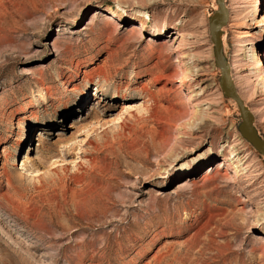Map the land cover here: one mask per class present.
I'll use <instances>...</instances> for the list:
<instances>
[{
  "label": "rangeland",
  "instance_id": "rangeland-1",
  "mask_svg": "<svg viewBox=\"0 0 264 264\" xmlns=\"http://www.w3.org/2000/svg\"><path fill=\"white\" fill-rule=\"evenodd\" d=\"M224 1L264 138V0ZM216 8L0 0V264H264V155L220 85Z\"/></svg>",
  "mask_w": 264,
  "mask_h": 264
},
{
  "label": "water",
  "instance_id": "water-1",
  "mask_svg": "<svg viewBox=\"0 0 264 264\" xmlns=\"http://www.w3.org/2000/svg\"><path fill=\"white\" fill-rule=\"evenodd\" d=\"M217 8L209 17V32L213 42L214 63L220 68V85L227 95L236 101L241 115L240 132L264 155V138L254 125V116L242 97L236 92L230 65L225 60L222 47L221 27L227 22L228 8L224 0H216Z\"/></svg>",
  "mask_w": 264,
  "mask_h": 264
},
{
  "label": "bare ground",
  "instance_id": "bare-ground-1",
  "mask_svg": "<svg viewBox=\"0 0 264 264\" xmlns=\"http://www.w3.org/2000/svg\"><path fill=\"white\" fill-rule=\"evenodd\" d=\"M140 14H142V15H146V16H148L149 17V14L146 12V11H140ZM255 55V54H254ZM188 70H190V69H188ZM192 70V69H191ZM264 70V69H263ZM201 71V68H199V69H197V70H193L192 72H194V74L193 75H200L199 74V72ZM190 72V71H189ZM191 72V73H192ZM172 73V72H171ZM174 74V73H173ZM167 77V76H166ZM234 80V79H233ZM259 83H260V81H259ZM262 84V83H261ZM263 85V84H262ZM261 85V86H262ZM234 86H235V90H236V92L239 94V95H241L242 96V89H241V86H240V83L238 82V81H236V82H234ZM263 87V86H262ZM264 88V87H263ZM262 90V89H261ZM264 90V89H263ZM262 90V91H263ZM226 94V93H225ZM227 95V94H226ZM227 96H229V98H228V100L232 103V101H234V99H233V97L231 96V95H227ZM249 107V106H248ZM206 121H204L202 124H204ZM207 125V124H206ZM202 126V125H201ZM87 132V131H86ZM80 133V132H79ZM59 141H60V139H58ZM57 140V141H58ZM76 143V142H75ZM78 145V144H77ZM71 147V146H70ZM94 148V147H93ZM73 149V148H72ZM90 151V150H89ZM68 152V151H67ZM54 162V161H53ZM60 164H64V162L62 161V160H58L57 162H55V166H60ZM63 166V165H62Z\"/></svg>",
  "mask_w": 264,
  "mask_h": 264
}]
</instances>
